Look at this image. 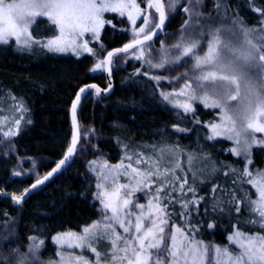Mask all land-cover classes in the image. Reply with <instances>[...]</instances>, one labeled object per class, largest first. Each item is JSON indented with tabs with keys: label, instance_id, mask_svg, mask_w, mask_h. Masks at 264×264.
I'll list each match as a JSON object with an SVG mask.
<instances>
[{
	"label": "trees",
	"instance_id": "16d2710c",
	"mask_svg": "<svg viewBox=\"0 0 264 264\" xmlns=\"http://www.w3.org/2000/svg\"><path fill=\"white\" fill-rule=\"evenodd\" d=\"M220 2L223 7L217 13L214 0H204L200 9L205 17L203 28L188 32L198 35L200 31L207 33L223 25L235 34L239 26L233 21L257 31L263 27L264 15L256 9L264 10V0ZM187 6V0H181L178 10L169 15L163 33L150 42L153 50L149 48L145 53L147 59L155 63L162 44L171 47L177 42L187 19L184 12ZM30 32L39 40H49L58 34L55 26L44 21ZM209 39L205 36L204 49ZM128 40L126 33H117L110 27L100 35L106 50ZM191 65V59H186L180 65L159 69L149 67L145 59H129L123 66L112 68L114 85L109 96L101 97L93 91L85 95L77 112L79 143L71 164L32 192L26 201L0 200V264L4 258L7 264H16L15 250L25 253L32 242L43 241L41 256L52 257L53 236L80 232L98 220L100 209L95 198V178L87 166L89 160L103 157L109 163H117L122 161L124 152H129L135 158L150 156L155 161L158 147L166 145L178 150L174 158L175 163L178 158L180 161L177 175L188 179L195 197H203L198 204L189 205V214L183 219L179 218L182 211L179 202L170 205L177 224L191 223L199 229L198 233H192L197 240L226 246L238 214L234 205L228 203L222 205V212H213L212 204L231 200L229 193L233 192L237 197L248 195L250 199L256 195L250 183L244 182L239 174H231L232 169H244L246 160L230 151V140L218 136L209 139L214 135L210 125L219 110L194 100V112L185 113L162 99L161 92L180 90L185 79L173 78L186 71L191 74ZM153 76L161 79L157 82ZM87 83L106 87L104 75L96 70L95 61L88 54L47 51L34 45L21 51L12 42L0 43V192L22 194L32 183V178L23 179L16 174L18 166L36 167V172L44 175L65 155L72 137L70 105L78 89ZM16 119L20 120L18 126ZM9 130L16 134L6 137L4 133ZM86 145L89 152L83 154ZM250 156L251 164L264 169L263 147H254ZM193 157L197 159L190 164ZM213 168L218 171L213 173ZM201 170L206 172L201 174ZM214 186H219V190L213 192ZM175 195L194 199L192 193L182 197L180 190ZM244 215H249L247 210ZM209 223L216 227L209 229ZM261 232L264 230H256L257 234Z\"/></svg>",
	"mask_w": 264,
	"mask_h": 264
},
{
	"label": "snow or ice",
	"instance_id": "6c2138e0",
	"mask_svg": "<svg viewBox=\"0 0 264 264\" xmlns=\"http://www.w3.org/2000/svg\"><path fill=\"white\" fill-rule=\"evenodd\" d=\"M141 4H145L143 9ZM187 4L184 7L187 19L181 26L179 39L171 47L162 44L160 58L155 63L146 58L145 51L151 47L153 38L164 31L169 15L178 10L181 0H0V43L8 44L9 39L14 37L21 51L39 44L49 51L64 52L70 48H83L84 51L92 53L93 49L87 43L77 44V38L85 32L98 38L99 31L105 24L102 18L105 11L118 12L122 17L127 14L133 25H136L138 17L142 18L143 27L133 28L132 42L114 52L109 51L107 58L96 64V69L110 66L114 57L120 53L126 54L129 50L139 51L136 59H145L151 68L163 69L191 59V74L186 71L173 78L179 80L183 77V86L179 91L161 92L162 99L173 103V107L180 108L185 113L194 112V100L203 103L205 107L219 109V123L210 125L214 135L209 139L224 135L225 138L234 140L237 145L230 151L236 156L247 158L253 146L264 147V135H255L264 134V27L257 31L256 28L233 21L239 26L243 37L241 41L235 40L233 30L223 25L212 28L207 33L200 31L198 35H194L188 30L203 28L202 21L205 17L200 9L204 0H187ZM213 7L219 13L223 4L220 0H214ZM256 11L264 15V10ZM44 20L60 32L59 37L46 43L34 39L30 32V28ZM205 36L210 39L207 41L206 50L201 54ZM151 78L157 82L161 79L156 76ZM86 91V88H81L72 104L73 136L64 158L51 172L42 179H37L31 189H25L22 196H13L15 203H20L32 190L58 172L77 151L79 134L76 109L81 94ZM177 97H184L185 101L180 102ZM15 124L18 126L20 120L16 119ZM15 134L11 130L4 133L6 137ZM177 151L175 146L166 145L158 147L159 155L155 161H152V157L147 160L143 156L138 157L135 161L137 165L149 162L151 164L144 170L133 167L131 163L128 165L132 173V184L114 186L110 191H99L97 199L100 200L104 212H110L111 216L105 215L102 221L85 227L82 235L66 234L78 241L75 247L90 248L99 257L100 253L90 247L91 243L97 239L111 238L110 242L114 247L111 264H117L119 253H123L119 256V264H222L224 258H227V264H264V232L256 234L257 229L264 230V170H257L255 173L247 167L231 170V174H239L244 182L254 183L259 191V198L250 199L248 195L237 197L233 192L229 193L231 200L212 204L213 212H222V205L228 203L234 205L238 214L235 225H232L234 231L227 237L228 244L237 247H214L213 243L197 240L192 235L194 232L198 233V227L191 223L174 224V213L168 211L170 205L179 202L182 209L179 218L183 219L189 214V205L198 204L203 199L195 197V189L188 186V179L177 175L176 170L180 168L174 161ZM132 158L127 157L130 161ZM195 159L197 158L193 157L189 163ZM248 164H251L250 159ZM123 167L121 163L103 173L100 177L103 183H98L97 188H105L110 178L115 185L111 172ZM216 171L218 170L212 169L213 173ZM205 172L206 170H201V174ZM229 174L225 173L226 176ZM254 175L258 179L252 180ZM175 185H178L182 197L192 193L194 199L187 200L176 196ZM144 190L151 194L147 205L137 203L132 198L135 193ZM218 190L219 186L212 188L213 192ZM242 203L244 207H241ZM246 210L249 213L247 217L244 215ZM231 211L232 208L229 207V212ZM114 225H118L122 233L128 235L118 233ZM207 227L212 229L216 225L209 223ZM64 238L57 236L54 241L60 242ZM30 239L35 240V237ZM118 244H123L124 247L121 248ZM42 245L43 241H40L39 244L29 246L27 253L15 250L16 264H28L29 254L34 256ZM68 246L73 247L72 244ZM60 255L63 264L65 257ZM67 259L69 264H99L98 260L90 261L83 256L69 255ZM3 264H7V258L3 259Z\"/></svg>",
	"mask_w": 264,
	"mask_h": 264
},
{
	"label": "rangeland",
	"instance_id": "374dc122",
	"mask_svg": "<svg viewBox=\"0 0 264 264\" xmlns=\"http://www.w3.org/2000/svg\"><path fill=\"white\" fill-rule=\"evenodd\" d=\"M144 7H145V4H141V8L143 9ZM150 11H152V10H150ZM102 18L105 20V24L100 29L98 38L95 35H93L92 33H89V32H85L81 37L77 38V44L82 45L84 43H87L88 47L93 49L92 53L84 51L83 48H78L76 50H73V49L70 48L69 50L64 51V52H70V53H74V54H88L94 59L95 64L102 63L103 57H104L105 53L108 50H106L103 47V45H102V43L100 41V35H101L102 31L106 27H110L112 30L117 31V33H121V32L126 33L128 35V37H129V40L127 42H130L133 39V28H137L138 29L139 27H143L142 18L138 17L136 25H133L129 21V19L127 18V14H125L122 17V16H120V14L118 12L105 11L102 14ZM121 22H123V23H121ZM44 23L49 24L47 20H44ZM123 24L125 26H123ZM263 27H264V21H263ZM31 29L32 28H30V31H31ZM56 30H57L58 34H57V36L55 38H52V39H56L57 37L60 36L59 30L57 28H56ZM234 39L237 40V41L243 40V37L241 36L240 31L235 32ZM40 41L42 43H46L48 40H40ZM9 42H12L13 44L17 45L16 42H15V38L14 37L10 38ZM34 46H37L39 48H43L44 50L49 51L47 48H44V47H42L39 44L34 45ZM148 50H149V48L146 49L145 53L148 52ZM152 50L153 49L150 47V51H152ZM205 50L206 49L203 48L202 53ZM159 53H160V51H159ZM139 54H140L139 51L132 50V51L126 53V54H120V55L114 57L113 58V63H112V68L115 69L116 67L123 66L124 63L127 60H129V59L137 60L136 56H138ZM150 56H151V54H150ZM140 60H143V59H140ZM96 70H98L100 73L103 74V67L100 68V69H96ZM176 99L179 100L180 102H184L185 101L184 97H177ZM199 103L203 104L201 102H199ZM218 113L219 112H217L215 114L216 120L213 123H219ZM261 135H264V134H260L259 136H261ZM83 137H84V135H83ZM218 137H222L223 139L225 138L224 135H221V136H218ZM85 138H86V140L88 139L86 136H85ZM230 142L232 144V149L237 147V145L235 144L234 140H230ZM254 147H256V146H253V148ZM252 149H251V151H252ZM88 152H89V149H88L87 145L83 146V154H88ZM128 156H132V155L129 152H124V154H123V156L121 158L122 161H119L117 163H109L107 161V159L103 158V157L102 158L98 157V158H95V159H92V160L88 161V163H87L88 169H89L90 173L92 174V176L95 178V198H96V200H97V202L99 204V209H100V216H99L98 220H96L93 224H95V223H97L99 221H102L103 217L105 215L111 216L110 212H107V213L104 212L100 200L97 199V193L99 191H110L114 186H119V185H124V184H132L133 183V181H132V173H131V169L128 168V165L130 163L133 165V167L140 168L141 170H144L145 168L149 167L150 164H151V162H149V163H146V164L137 165L135 163L137 158H135V156H132L133 158L130 161V160L127 159ZM239 157H242L243 159L246 160V167L251 172L255 173L257 170H260V168H257L256 166H254L253 163L252 164H248V160L249 159L251 160V156H248L247 158L245 156H239ZM145 160H147V158H145ZM121 163H123V165H124L123 168H119V169H116L115 171L111 172V177L115 179V185L112 184V179L110 178L108 183H107V186L105 188L98 189L97 188V184L98 183H103L101 181V179H100L101 175L103 173L108 172V170L110 168H114L116 165H119ZM176 163L180 165L179 158L176 161ZM105 165H107L108 167L107 168L104 167ZM178 169L176 171H178ZM262 170H264V169H262ZM36 171H37L36 167L30 168V169H24L20 165L16 169V174L19 173L18 176L20 178H23V179L32 178L33 181H35V180H37V179H39V178H41L43 176V173L42 174L41 173H37ZM251 179L252 180H256L258 178L255 177V175H254ZM250 184L253 187V190L255 191L256 199H258L259 198V191H258L256 185L254 183H250ZM175 187L177 188V190H179L178 185H175ZM169 191H171V189H169ZM132 198L137 203L147 205L148 200L151 199V194H149L148 190H144V191H140V192L135 193V195ZM129 210H131V209H129ZM168 211L169 212H173L172 209H170V207L168 208ZM172 221H173L174 224L178 225L176 220H175V216L174 215L172 216ZM103 222L104 223H108V221H103ZM92 225H90V226H92ZM114 227L116 228L118 233L123 234L122 230L119 228L118 225H114ZM83 229L84 228H82V230L80 232L61 233V234H57V235L53 236V238L51 239V242H52V244L54 246L53 256L49 257V258H43L41 256V254H40V248H39V250L36 252V254L34 256L32 254H29L28 264H61V255L60 254H62L65 257V259L63 261V264H69L68 259H67L69 257V255H71V256H83L85 259H88L90 261L98 260L99 264H111V260H112L113 252H114V247L111 245V242H110L111 238L104 239V240L97 239L95 242L91 243L90 247H94L97 250V252L100 253V256L97 257L90 250V248H87V247L86 248L75 247V245L78 243V241L76 239L70 238V237H68L66 235V234H69V233L73 234L74 236L82 235L83 234ZM123 235H128V234H123ZM57 236H64L65 238H64V240H62L60 242H55L54 241V237H57ZM205 243H209V242H205ZM33 244H38V243L32 242L31 245H33ZM69 244H72L73 247H69L68 246ZM118 246L121 247V248L124 247L123 244H118ZM226 246L229 247V248L237 247L236 245H229L228 243L226 244ZM214 247H220V246H215L214 245ZM221 248H223V247H221ZM28 249H27V251L25 253L28 252ZM122 255H123V253L117 254V264H119V256H122ZM213 255H215V253H213ZM125 264H126V262H125ZM222 264H227V258L223 259Z\"/></svg>",
	"mask_w": 264,
	"mask_h": 264
},
{
	"label": "water",
	"instance_id": "95a60500",
	"mask_svg": "<svg viewBox=\"0 0 264 264\" xmlns=\"http://www.w3.org/2000/svg\"><path fill=\"white\" fill-rule=\"evenodd\" d=\"M162 33H163V32H161L158 36H155V37L153 38V40H155L156 38H158ZM131 42H132V41H130V42H126V43H124V44L121 45V46L113 47V48L109 49V50L105 53L102 62L107 58V53H108L109 51H113V52H114V51H116L117 49L123 48L125 44L131 43ZM130 51H131V50H129V52H130ZM120 54H124V53H120ZM103 75H104V78H105V81H106V87H105V88L100 87V86H99L98 84H96V83H88V84L82 85V86L78 89V91H77V93H76L74 99L72 100L71 105H70V109H69L72 136H73L72 104H73V101L76 99L77 94L80 93V89H81V88H86L87 91H86L85 93H82V94H81V100H80L79 104L77 105V109H76V123H77V126H78V122H77V112H78V109H79V107H80V104H81L83 98L85 97V95H86L89 91H93V92H95V93L97 94V89H99V94H97V95H99V96H101V97H107V96H109V95L111 94V92H112V90H113V85H114V83H113V79H112V64H111L110 66H104V67H103ZM91 85H95L96 87H95V88L89 87V86H91ZM78 134H79V130H78ZM71 140H72V137H71ZM78 142H79V138H78V141H77V146H78ZM70 143H71V142H70ZM65 154H66V153H65ZM74 155H75V153H74L73 156L69 159V161H68L64 166H62V168H61L58 172H56L52 177H50V178H49L47 181H45L42 185H39L36 189L32 190L31 193L34 192L35 190H37L38 188L42 187V186L45 185L46 183H48V182H49L51 179H53L57 174H59L60 172H62V171H63V170H64V169L70 164V162L72 161ZM64 156H65V155H64ZM64 156H63L61 159H63ZM61 159H60V160H61ZM60 160H58V161L55 163V165H54V166H53L48 172H51L52 169L56 167V164H58ZM48 172H47V173H48ZM47 173H45V174H44L41 178H39V179H42L45 175H47ZM35 182H36V180L33 181V182L28 186L27 189H31L32 185H33ZM24 192H25V191H24ZM24 192H23L22 194H8V193L0 192V200H10V201H13V202H14V200L12 199V197H13V196H22V195L24 194ZM31 193H30V194H31ZM30 194H29V195H30ZM29 195H27L26 198L23 199L20 203L26 201V199L29 197Z\"/></svg>",
	"mask_w": 264,
	"mask_h": 264
},
{
	"label": "bare ground",
	"instance_id": "6f19581e",
	"mask_svg": "<svg viewBox=\"0 0 264 264\" xmlns=\"http://www.w3.org/2000/svg\"><path fill=\"white\" fill-rule=\"evenodd\" d=\"M87 84H88V83H87ZM78 130H79V126H78ZM78 143H79V142H78ZM75 153H76V152H75ZM74 156H75V155H74ZM73 159H74V157H73ZM73 159H72V161H73ZM72 161H71V162H72ZM71 162H70V164H71ZM70 164H69V165H70ZM69 165H68V166H69ZM68 166H67V167H68ZM1 192H3V193H8V194H14V193L6 192V191H1Z\"/></svg>",
	"mask_w": 264,
	"mask_h": 264
}]
</instances>
